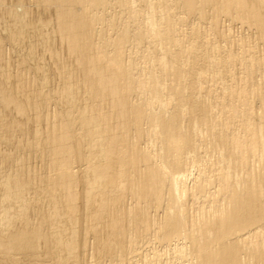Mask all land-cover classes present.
<instances>
[{"label": "bare ground", "instance_id": "bare-ground-1", "mask_svg": "<svg viewBox=\"0 0 264 264\" xmlns=\"http://www.w3.org/2000/svg\"><path fill=\"white\" fill-rule=\"evenodd\" d=\"M27 2L0 0V264H264V0Z\"/></svg>", "mask_w": 264, "mask_h": 264}, {"label": "rangeland", "instance_id": "rangeland-1", "mask_svg": "<svg viewBox=\"0 0 264 264\" xmlns=\"http://www.w3.org/2000/svg\"><path fill=\"white\" fill-rule=\"evenodd\" d=\"M25 1H26V4L28 5L29 2H27V1H30V0H25ZM35 17L38 18V15L36 14ZM35 17H34V18H35ZM45 17H46V16H45ZM47 18H50V17L47 16ZM3 21L6 22L5 18H4V17H0V24L2 25V26L0 25V28H3V25H4V23H5V22H3ZM118 21L121 22L122 19H118ZM223 22H224V21H223ZM230 23H231V22H230ZM228 24H229L228 20L225 21V22L223 23L224 26H226V25H228ZM230 25H231V28H233V29H232V31H233L232 34H233L235 31L241 32L240 29L238 30V28H240V24L233 22V23L230 24ZM233 25H234V26H233ZM237 26H238V27H237ZM235 27H236V28H235ZM242 31H243V30H242ZM0 32H1L0 34L3 33L2 29H0ZM238 32H236L235 34H237ZM245 32L247 33V31H243L244 34H246ZM235 34H233V35H235ZM4 47H5L4 50L6 49V50H7V54H8V55H7V54L5 53V54H6V57H7V56H8V58L11 57V54H12V53H11L12 50H10L11 47H10L9 45H6V46H4ZM6 50H5L4 52H6ZM260 52H261V51H260ZM263 53H264V52H263ZM12 55H13V54H12ZM13 56H14V55H13ZM11 59H13V58H11ZM257 77H259V76H257ZM214 91H217V92H218L219 89L216 88V86H215V87H214ZM215 93H216V92H215ZM193 173H195V171H193L192 174H193ZM192 174H191V175H192ZM187 181H189V179L186 180V182H187ZM87 244L89 245L90 242L88 241ZM157 246H158V245H157ZM157 246H156V248H157ZM160 247H161V248H160ZM150 248H152V246H150V247L148 248V249L150 250V251H149V255L151 256V251H152V250H151ZM159 248L162 249V246H158V249H159ZM142 249H143V248H142ZM140 251H141V252L138 251V252H136V253H138V254L141 253V255H137V254L135 253V254H136V258H135L134 256H132L133 254H131V256L134 257V258L129 259L128 262H126L125 264H130V263H131V264H134L133 261L136 262L137 260H138V262H137L136 264H144L145 261H144V258L142 259V257H143V256H142V252L145 251L144 253H146V250H143V251L140 250ZM147 252H148V251H147ZM135 254H134V255H135ZM131 256H130V257H131ZM140 256H141V257H140ZM140 258H141V261H140ZM135 259H137V260H135ZM131 260H132V261H131ZM142 261H143V262H142Z\"/></svg>", "mask_w": 264, "mask_h": 264}]
</instances>
